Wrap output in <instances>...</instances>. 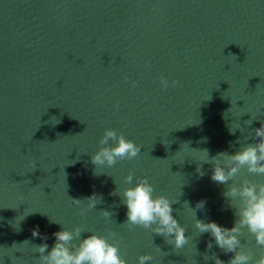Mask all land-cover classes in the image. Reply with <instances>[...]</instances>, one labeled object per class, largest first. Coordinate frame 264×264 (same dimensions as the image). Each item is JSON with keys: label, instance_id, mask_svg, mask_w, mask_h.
<instances>
[{"label": "water", "instance_id": "1", "mask_svg": "<svg viewBox=\"0 0 264 264\" xmlns=\"http://www.w3.org/2000/svg\"><path fill=\"white\" fill-rule=\"evenodd\" d=\"M261 123L264 0H0V264H38L33 245L50 251L53 233L77 225L88 230L81 238L115 232L127 264L142 254L153 255L148 264H214L203 258L210 239L207 255L227 264L232 254L194 227L199 219L231 228L236 219L202 150L234 154L257 142ZM109 128L141 153L96 169L91 156ZM129 171L174 202L189 237L183 249L122 225L126 206L110 193L129 186ZM93 193L102 201L81 216L87 202L70 197ZM242 239L256 258L264 251L253 236Z\"/></svg>", "mask_w": 264, "mask_h": 264}, {"label": "clouds", "instance_id": "2", "mask_svg": "<svg viewBox=\"0 0 264 264\" xmlns=\"http://www.w3.org/2000/svg\"><path fill=\"white\" fill-rule=\"evenodd\" d=\"M124 79L128 81L127 76ZM159 82L162 89L169 87V81L163 75L159 77ZM130 83L133 88L138 86L135 80ZM178 84L179 81H172V86ZM114 107H118V102ZM251 138L257 142L240 145L234 154L220 152L210 158L208 151L202 150L207 156L202 163L212 164L211 180L227 185L223 195L234 209L236 219L231 228L220 226L214 221L204 222L199 219H195L194 227L201 235L208 233L224 254H232L227 264H264V251H261L256 258L254 253L246 248L242 239L245 234H249L254 237L256 245L264 249V183L242 177L243 172L264 176V123L253 130ZM99 145L98 151L91 156V163L96 169L100 166L110 168L126 160L132 161L142 149V145L127 139L122 132L118 133L111 128L104 130ZM36 167V163L33 162L32 171H35ZM196 171L200 176L205 174L201 167H197ZM238 177L242 178L237 180ZM124 183L129 186L123 188L122 193L117 189L110 193L112 196L120 195L121 202L126 206L127 218L122 225L129 230L140 227L152 234L162 236L167 244L173 246L174 251L183 249L189 243V237L186 235V229L173 215L174 202L165 195H154L156 191L154 185L146 176H137L134 171L128 172L124 177ZM70 199L76 206L87 202L86 208H80V215L83 216L86 211L94 209L102 201V196L93 193L82 199L72 197ZM204 204V201H200L196 208L201 209ZM100 213L106 221L112 220L110 211L101 210ZM84 232L88 230L83 225H77L71 230L63 227L62 230L53 233L55 243L50 251L47 243L33 245L35 252L38 253V264H127L121 252V242L116 239L115 232L107 235L92 232L86 238H81ZM40 235L38 227L33 229L34 238ZM43 239L46 240L47 237ZM212 247L213 240L210 239L206 245L204 260H212L214 264H225L216 253L207 255V251ZM157 251L161 249L157 247ZM153 259L152 254H142L138 256L137 262L148 264Z\"/></svg>", "mask_w": 264, "mask_h": 264}]
</instances>
